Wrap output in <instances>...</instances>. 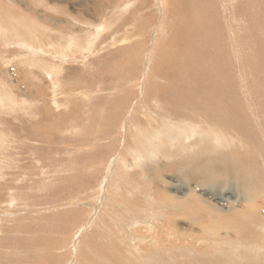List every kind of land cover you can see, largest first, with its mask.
Here are the masks:
<instances>
[{
  "label": "rangeland",
  "instance_id": "obj_1",
  "mask_svg": "<svg viewBox=\"0 0 264 264\" xmlns=\"http://www.w3.org/2000/svg\"><path fill=\"white\" fill-rule=\"evenodd\" d=\"M88 34H98L92 45L68 56L53 53L68 35L83 46ZM53 63L61 67L58 85L48 72ZM167 90L185 100L182 117L215 114L222 122L215 132L225 136L233 134L226 122L239 126L235 142L243 147L234 158L264 192V0H0V95L14 100L0 104V264H141L153 251L164 252L170 264H215V246L205 241L228 232L214 230L222 221H233L244 247L262 246L264 254V231L248 232V220L254 221L237 216L247 205L264 221V193L245 201L232 187L197 188L161 170L159 191L184 195L195 189L226 212L205 224L150 207L149 187L137 174L174 158L128 160L151 142L137 131L147 128L142 108L160 119L177 117L174 108L159 114L149 99L161 102ZM136 133L142 143H132ZM195 154L207 164L204 153ZM117 159L136 180L129 187L109 184L120 169L113 164ZM196 164L190 158L188 168ZM77 196L98 212L71 205ZM136 206L144 213L139 220L149 223L127 229L139 213ZM91 218L96 223L90 233L81 232ZM207 224L212 232L200 228ZM174 228L177 235L164 236L163 229ZM122 230L136 237L124 239Z\"/></svg>",
  "mask_w": 264,
  "mask_h": 264
},
{
  "label": "bare ground",
  "instance_id": "obj_2",
  "mask_svg": "<svg viewBox=\"0 0 264 264\" xmlns=\"http://www.w3.org/2000/svg\"><path fill=\"white\" fill-rule=\"evenodd\" d=\"M221 4L225 8V4H223L222 1H221ZM157 8L159 9V14H160L162 7L160 8V6H157ZM185 31H186V29H185ZM95 35L98 36V34H95ZM95 35L89 36V34H88L87 37L85 38V41L83 42V43H85L83 46L80 45V43L76 41L77 39H75L73 36L68 35L67 36L68 39L65 38V43H57L54 45L56 47L52 48L53 53H60V55H62V56H68L70 53H73L76 49H77L76 51H80L81 49L86 48V47H88L94 43V40L92 39V37H95ZM35 38H36L35 41H37L36 43H41V41L38 40L39 39L38 37H35ZM230 39L233 40V37ZM26 46L32 47L31 51L35 52L34 44L26 43ZM36 47H39V46L36 45ZM29 51H30V49H29ZM59 57L62 58L61 56H59ZM31 61H32V59H31ZM24 63L35 64V63L29 62L27 60ZM46 67H47V65H46ZM48 68H50V71H48V72H50V74L53 76L54 82L58 85L59 79L57 78V76L61 70L60 65L57 66V64L53 63V64H50L48 66ZM167 69H169V68H167ZM145 71L147 73V68ZM149 87H151V85L148 84L146 86V88L149 89ZM159 90H160V88H159ZM163 90H164V88H163ZM161 96H162L160 98L161 102L159 100H156L154 98V96H153V98L152 97L151 98L148 97V98L155 103L154 108L158 110L159 114H161V112H162V114H166L168 112V109L174 108L178 111V113H176V114L173 113L177 117H175L174 120H171L167 116L164 115L160 119V115L150 114L149 109L142 108L140 111L146 119L144 121H146V123H147V125L145 124L147 126V128H144V130L142 128H140V129H137V131L140 132L141 133L140 135L145 137V139L147 141L149 140L151 142H149V144L147 143V145L145 144V146H143L144 149L139 148L140 149L139 154L138 155L135 154L133 159L128 160V161L136 160L137 162H139L140 160H144V157H145V159L146 158H152L153 159V158H155L154 155H156L157 157H159V156L167 157L168 156L167 157L168 159L170 157L174 158L173 161H171L169 164H167L166 166H162L163 168H160L159 166H156L154 164V165H152V167L148 171H143V172L141 171L139 174H137V175H139L138 178L141 180L143 179V181L147 182V185L149 187L148 197H149L150 207L154 206V207H157L158 209H161V210L164 209V212L166 210V212H165L166 216H176V215H184L185 214L190 219H192V218H196V220L198 219L196 222H199V221L202 222V220H205V222H204L205 224L207 223L206 221H207L208 217H210V219H211V217L217 219V218H219L220 215H222V212H226L225 210L217 207L216 205H214L210 201L203 198L199 193H196L195 189H190L184 195L179 194L178 189L175 190L174 193H168V191H163L164 192L163 193V192L159 191V189H158L159 188V177L162 174L161 170H169V171L172 170L176 174H178L182 180L187 181L188 183L193 182V184L197 188H199V187L221 188L224 186L232 187L240 195V199L245 200V201H248V199L249 200H252V199L255 200L257 197H259L258 195H261L262 193H264V192L258 191L260 188L254 186L253 179L250 177V174L248 172H246V170H244L234 158L235 154L240 153L237 150L238 149L237 147H243V145L237 144L238 142H235V138H237L236 135L238 132L237 129L239 128V126H237V125L230 126V124H228L226 122L227 129H232V133L234 135L230 134V133H228L227 136H225V134H221V133L216 134L215 128L220 127L222 122H221V119L219 117L215 116V114H210L209 112H207V113L205 112L202 115L204 118H202V117L200 118L197 114H188L186 116L188 119V121H187L186 117H182L180 115L181 110H184L183 106L185 104V100L183 98H182L183 100L179 99V95L177 96V94L174 90H167L166 92H163V94ZM170 98L175 99V101H173V99H170ZM5 102L13 103L14 100L11 98L9 99L8 95H2V96L0 95V104H3ZM199 109H200V107H199ZM225 109H226V107H225ZM221 111H223V110H221ZM225 112L227 113V115H228V113H230L228 110ZM225 112H223V113H225ZM225 115H224V118H225ZM227 115H226V117H227ZM155 117L158 119H155ZM134 119L138 123L139 118H137L136 115H135ZM194 123L195 124L197 123V124L193 125ZM202 125H204L207 128L202 127ZM236 126H237V128H236ZM258 126L260 127V125H258ZM138 127H139V124H138ZM175 129H178V130H175ZM221 131H222V129H221ZM136 134H137V137H136V135H134V136L132 135L133 136V138L131 140L132 143H135V142L142 143V140H141L140 136L138 135L139 133H136ZM152 140H154V141H152ZM194 147H196L198 149L197 151H200L207 156V159H208L207 164H201L200 162H197L198 161L197 155L195 154L197 151L194 150ZM245 147H246V145H245ZM230 151H234V152L231 153ZM216 152L222 153L221 159H218V158L216 159L213 157ZM133 153H135V150ZM256 153H258V152H256ZM159 154H161V155H159ZM120 158H121V156H120ZM190 158L192 159V161L197 163L195 166H193L194 167L193 170H191L192 168L191 169L188 168L189 167L188 161ZM171 163H174V164H171ZM113 164L117 165V167L119 166L118 168H120V169L116 170V167H115V169L113 170V176L111 175L110 178L108 177L109 182H110L109 184L116 183V185L118 184L117 188H120L119 186H122L121 182L124 183L126 186H128V183L130 184V181H136L134 179V177H132L131 174L127 173L126 171H122V166L120 165V161H118V159L116 161H114ZM114 165H113V167H114ZM192 175H194V177ZM154 176H155V182H154ZM146 177H149V179ZM150 178H152V179H150ZM133 190H135V188ZM84 196H86V195H84ZM129 196H130V194H129ZM263 197H264V195H263ZM76 198H74L75 202L74 203L72 202L71 205L78 203L80 206L81 205H89L91 207H94V205L87 203V201L83 202V203L78 202L82 199L80 196H77ZM262 202H264V200ZM241 206H242L241 212L239 211L241 214L239 213V215H237L236 213H238V212H235V215H237L239 217L241 216L246 221L248 219H246L245 217H248L249 219H252L254 221V222H250V220H248L249 224L248 223L246 224V222H245V224L247 225L246 226L247 231L252 232L256 228L261 230V231H264V221L259 219L258 216L256 215V213H254L252 211L249 214L247 212V210H245L247 205L246 206L241 205ZM136 207L139 209V213L135 211L137 214L132 219H135L138 221H136V223L132 222V219L130 221H127V223L125 224V227L127 229H129L130 226L132 227V225H134V224H138V223L143 224V222H146V221H140L139 220L144 215V213H143L142 208H139L138 206H136ZM94 210H95V214H96V212H98L99 209L95 208ZM229 210H231V209H229ZM130 217H131V214H130ZM95 218H96V216H95ZM171 221H172L173 226H175V223L177 224L175 219H171ZM95 223L96 222H93V219L88 221L86 224H84L80 227V230H82L81 232H83V230L85 231L88 229L87 232L90 233V228H91L90 226L95 224ZM146 223L148 224L149 221ZM169 223H170V221H169ZM222 223L223 224L221 226H215L214 225L216 227L214 230H217L216 232H218L220 229H222L224 227L229 229V230H227L228 232H226L225 235H223V237H217V236L214 237V235H213L214 233H210L213 236L206 239V241H205V239L199 238V236L194 235L196 237L195 238L196 240H199L200 242L202 240V241H205V243L209 242L208 246H215L214 254L216 255V257L214 259H212L213 263L215 262V264H264V254H262V251H261L262 246H259V247L256 246L255 247V245L253 246L250 244V246L248 245V247H246V246L244 247L240 243V240L235 239L239 235H242V233L237 232L236 230H233V225H232L233 221L225 222V223L222 221ZM251 224H253V225L249 226ZM208 225L209 224H207L205 226L201 225L200 228H205L206 231L209 230L212 232L213 229H212L211 225H209L210 227H207ZM149 229L153 230V231L156 230L152 227L151 228L149 227ZM174 229H175L174 231L169 230V229H163L164 230L163 231L164 236L168 237V236L177 235V234H175V231L179 232V230L177 228H174ZM80 230H78V232ZM231 230H232V232H230ZM233 231H235L236 233H234ZM118 232H121V231H118ZM200 232H201V230H200ZM122 233L124 235V239H127V240H129L130 237H136V236H134L133 231H130V230L129 231H127V230L123 231L122 230ZM228 233H230V235H232V236H229ZM238 233H239V235H238ZM115 236L117 237V235H115ZM260 239H261V237H260ZM150 240H152V239H150ZM70 243H71V246H76L78 249H80L81 244L80 243L78 244V241L76 242L75 240H73V241L71 240ZM129 243H130V241H129ZM262 243H264L263 239H262ZM42 244L41 245L43 247H45L44 243H42ZM152 244H153V242H152ZM132 247L133 246H131V248ZM190 248H192V247L187 248L188 251H192ZM134 249L136 250V248H134ZM240 250H242V252H240ZM42 251H45V249H43ZM163 253L153 251V254L149 257V259L145 262H141V264H170L169 261L166 259V257L163 255ZM188 254H189V252H188ZM179 255H181V253ZM189 255L190 256L192 255V257L194 256V254H192V253H190ZM192 259H194V258H192ZM195 261H197V260H195ZM74 262H75V264H78V261L74 260ZM197 262L199 264V261H197Z\"/></svg>",
  "mask_w": 264,
  "mask_h": 264
}]
</instances>
